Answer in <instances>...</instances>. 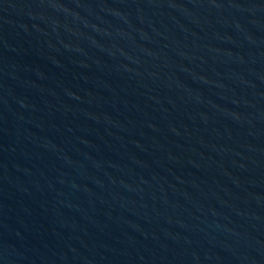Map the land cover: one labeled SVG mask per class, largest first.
I'll return each mask as SVG.
<instances>
[{"label":"water","instance_id":"1","mask_svg":"<svg viewBox=\"0 0 264 264\" xmlns=\"http://www.w3.org/2000/svg\"><path fill=\"white\" fill-rule=\"evenodd\" d=\"M0 264H264V0H0Z\"/></svg>","mask_w":264,"mask_h":264}]
</instances>
